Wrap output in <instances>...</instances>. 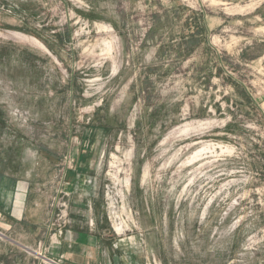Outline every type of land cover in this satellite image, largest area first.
Segmentation results:
<instances>
[{
	"label": "rangeland",
	"instance_id": "374dc122",
	"mask_svg": "<svg viewBox=\"0 0 264 264\" xmlns=\"http://www.w3.org/2000/svg\"><path fill=\"white\" fill-rule=\"evenodd\" d=\"M0 178V264H264V0H0Z\"/></svg>",
	"mask_w": 264,
	"mask_h": 264
},
{
	"label": "crops",
	"instance_id": "0c3cea01",
	"mask_svg": "<svg viewBox=\"0 0 264 264\" xmlns=\"http://www.w3.org/2000/svg\"><path fill=\"white\" fill-rule=\"evenodd\" d=\"M76 218L78 221L73 219L72 225L68 227V230H65V234L61 237L62 239L59 246H55L54 249L51 248V252L48 250L47 252L44 251V254L50 259L58 260L59 256L62 258L61 263L63 264H79L80 261L87 264L88 261L93 262L98 259V251L100 250L98 242L101 240H99L94 234L87 233L85 230L83 231V226L81 227L78 226L79 224H76L79 222V214H77ZM81 220L83 221L82 218L80 221ZM46 243H48L47 239L45 241V247L47 245ZM96 245L98 247H96ZM117 250H109L108 253L110 254H108L106 258H103L102 256L100 259L104 264H119L118 260L121 261L120 264H132L133 259L126 257L127 254H125V256H118ZM105 259H107V261Z\"/></svg>",
	"mask_w": 264,
	"mask_h": 264
},
{
	"label": "trees",
	"instance_id": "16d2710c",
	"mask_svg": "<svg viewBox=\"0 0 264 264\" xmlns=\"http://www.w3.org/2000/svg\"><path fill=\"white\" fill-rule=\"evenodd\" d=\"M2 178V177H1ZM1 178H0V180H1Z\"/></svg>",
	"mask_w": 264,
	"mask_h": 264
}]
</instances>
